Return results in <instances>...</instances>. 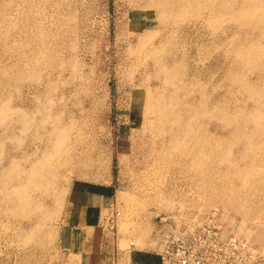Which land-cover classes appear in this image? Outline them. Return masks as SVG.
I'll return each instance as SVG.
<instances>
[{
	"label": "rangeland",
	"instance_id": "rangeland-1",
	"mask_svg": "<svg viewBox=\"0 0 264 264\" xmlns=\"http://www.w3.org/2000/svg\"><path fill=\"white\" fill-rule=\"evenodd\" d=\"M83 221L117 264L207 221L264 253V0H0V264Z\"/></svg>",
	"mask_w": 264,
	"mask_h": 264
},
{
	"label": "built area",
	"instance_id": "built-area-1",
	"mask_svg": "<svg viewBox=\"0 0 264 264\" xmlns=\"http://www.w3.org/2000/svg\"><path fill=\"white\" fill-rule=\"evenodd\" d=\"M158 253V264H264V253L212 221L172 237Z\"/></svg>",
	"mask_w": 264,
	"mask_h": 264
},
{
	"label": "crops",
	"instance_id": "crops-1",
	"mask_svg": "<svg viewBox=\"0 0 264 264\" xmlns=\"http://www.w3.org/2000/svg\"><path fill=\"white\" fill-rule=\"evenodd\" d=\"M72 191L71 196L73 198L77 197L78 202H80L81 212L82 208L86 207L87 220L92 219L95 223L98 221L102 207L111 204V197H109V195L104 196V194H99L98 192L89 189L86 190L82 184L74 186ZM82 224L83 225L80 224L77 227L69 226L74 233V240H61L63 244L64 241L66 242L65 246H68V248L70 246L72 247L70 252H74L78 258V261L76 260L75 264H98L94 262L95 259L102 261L103 264H117L118 260L116 262V258L114 259L113 255L105 253V247L107 246L106 243L109 242V240H104V238H92L90 236V226L89 228L85 226L84 221ZM75 228H78V231H74ZM91 234L93 235V233ZM70 236H72V233ZM128 252V264H158L160 261V256L156 249L151 250L135 247Z\"/></svg>",
	"mask_w": 264,
	"mask_h": 264
}]
</instances>
